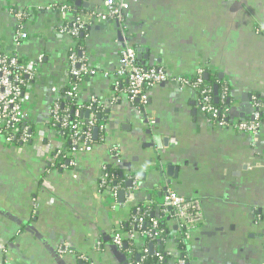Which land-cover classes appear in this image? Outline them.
Segmentation results:
<instances>
[{"label":"crops","instance_id":"1","mask_svg":"<svg viewBox=\"0 0 264 264\" xmlns=\"http://www.w3.org/2000/svg\"><path fill=\"white\" fill-rule=\"evenodd\" d=\"M61 4L73 13L45 10ZM24 9L32 12L23 24L29 38L16 46V13ZM100 11L102 0H0V51L33 63L43 57L26 105L34 131L59 140L48 134L49 111L68 85V55L78 43L58 28L77 14L88 25L79 55L97 72L78 83L79 101L101 102L107 133L91 152L72 154L67 169L0 137V263L129 264L113 244L119 231L138 253H163L160 264H178L180 230L164 205L173 190L202 204L203 222L187 239L191 264H264V124L256 136L214 125L199 111L197 94L176 83L147 88L142 111L114 75L127 41L137 53L149 51L140 65L171 77L222 75L234 114H245L242 99L250 96L264 118V0H131L125 32L92 16ZM113 149L127 183L130 175L140 179L134 191L126 183L117 204L99 188L104 167H117ZM144 207L163 221L162 241L123 230Z\"/></svg>","mask_w":264,"mask_h":264},{"label":"built area","instance_id":"2","mask_svg":"<svg viewBox=\"0 0 264 264\" xmlns=\"http://www.w3.org/2000/svg\"><path fill=\"white\" fill-rule=\"evenodd\" d=\"M104 11L93 12L92 16L99 21H115L121 30L125 32L126 19L130 9L131 0H102ZM47 11H56L62 17L72 14L73 8L69 4L52 5L45 8ZM31 11H17L16 17L21 22L19 29L14 34V43L20 46L22 42L29 38L24 30L23 24L30 18ZM88 25L80 17H73L71 20L64 19V23L58 28L62 34L71 35L75 40L78 39L81 32L87 30ZM76 47L71 48L68 55V85L64 91L62 99L79 101L78 83L83 77L96 75V71L90 69L86 58L77 54ZM43 57H39L38 63L42 62ZM38 63L28 62L19 56L0 51V137L6 145L14 148L33 150L38 157L46 158L52 168L67 169L70 164V156L76 153L91 152L95 146L94 132L98 129V138L101 141L106 139V123H98L96 115L91 111L102 110V104L98 99L92 98L88 104L79 103L78 108L73 115V123L70 122L71 115L67 108L61 111V101L56 99L49 111L48 134L53 132L59 137L56 141L47 137L46 133L34 131L30 123V118L26 112V105L30 99L34 83L37 78ZM205 71L199 70L193 76L171 77L160 66L144 67L138 62V53L136 49L127 41L124 42V48L120 53L119 63L115 70V77L124 79L127 82L126 94L132 103H138L144 111L149 103L145 90L163 83H176L181 88L191 89L197 94V106L199 111L214 125L219 127H228L238 134H248L256 136L262 125L264 118L261 113V102L257 97H253V105L256 111L249 119L230 123L228 120L230 106L218 108L214 105L215 89L213 85L206 81ZM57 92V89H54ZM230 95V87L227 82L222 84V92L219 96L220 101L227 102ZM114 97L113 101H116ZM89 111L88 119L84 118V113ZM70 131V132H69ZM116 157V165L122 164L120 153L113 149ZM133 182L132 190L139 187L140 179L138 175L129 176ZM115 181V180H114ZM112 180L109 182L108 168L104 167L103 174L99 182V188L102 192L108 193L114 204H117L118 195L122 190V185L112 186ZM165 207L173 211L179 230V239L187 246V239L192 230L196 229L203 222L202 204L197 199H187L173 190L167 191L164 197ZM140 226L144 223L143 218L138 219ZM153 236L158 237L159 220L151 219ZM135 233L130 234L131 238ZM150 236V233L146 234ZM113 244L121 250L123 245V236L121 232L116 231L113 236ZM66 253V250H61ZM162 253H159L161 255ZM126 255L129 264H141L131 261V253ZM160 259H163L161 256ZM0 264H7L1 262ZM178 264H189L186 259L180 258Z\"/></svg>","mask_w":264,"mask_h":264},{"label":"trees","instance_id":"3","mask_svg":"<svg viewBox=\"0 0 264 264\" xmlns=\"http://www.w3.org/2000/svg\"><path fill=\"white\" fill-rule=\"evenodd\" d=\"M71 5V4H69ZM72 6V5H71ZM73 8V7H72ZM73 13V12H72ZM78 15L75 14V17H77ZM87 34V30L81 32V34L79 35L78 39H77V54L79 55V53L82 51V47H83V42H84V37ZM208 76L206 79L207 82L211 83L213 85V87L215 88V86H218L219 88V95H221L222 92V84H223V80L219 78V76H212L211 74H209L207 71H205L204 76ZM61 111L64 112L67 108L69 109V114L71 115V120L70 122L73 123V115L74 112L76 111V109L79 106L80 102L77 101H71L69 99H61ZM214 105L218 108H223V107H227V102H222L219 99V102L216 103L215 99H214ZM92 114L96 115V119L98 120V123H101L104 121V114L105 111L102 110H92L91 111ZM70 132V131H69ZM95 144L98 143H102L101 139H99L98 137L94 139ZM108 172H109V182L112 180L111 184L112 186H114L115 184L117 185H122V188L126 187V178L122 175V168L119 167H110L108 168ZM115 180V181H114ZM139 218H143L144 223L140 226L141 228L139 229V231L141 233H145L148 234L150 233V236L147 237V242H159L162 241L165 237V231H164V226L163 225V221L159 220V230L161 233H159L158 237L155 238V236L151 235L154 234L153 230H152V225L150 223L151 219H156L155 216H153V207H144L142 209H140V211H135L132 219L124 224L123 230L127 233V234H131L133 232H137L138 229V219ZM179 247L182 251V256L181 258L186 259L187 262L189 264H191L190 262V258L187 254V248L188 246L185 245V243H183L180 239H179ZM147 249V248H145ZM122 252H127V253H131L132 255V259L131 261L138 263L140 262L141 264H160L161 262H163L167 257H165V255L162 253L161 255H159V252L150 254V252L147 251H143L138 253L136 251V249L134 248V246L131 244V241L128 238H124L123 239V245L121 248ZM163 257V259H160V257ZM130 262V261H128Z\"/></svg>","mask_w":264,"mask_h":264},{"label":"water","instance_id":"4","mask_svg":"<svg viewBox=\"0 0 264 264\" xmlns=\"http://www.w3.org/2000/svg\"><path fill=\"white\" fill-rule=\"evenodd\" d=\"M138 53H139L138 54V60H143V59L148 60L149 59V55H148L149 54V51L148 50L140 49L138 51ZM207 77L208 76L206 75L205 78H207ZM220 78L222 79V75H220ZM214 89H215V97H216L215 101L217 103V102H219V97H218V95H219V88H218V86H215ZM242 101L245 103L244 104V107L242 109L244 111V113H245L244 115H240V114L239 115H235L234 114V111L235 110L233 109V107H230L229 122L232 123V124L235 123L236 121H239V120H245V119L251 118V116L256 111V109L254 108V105H253L252 98L250 96H247V98L244 97L242 99ZM227 104L229 106H231L230 101H228ZM89 115H90L89 111H86L83 116H84L85 119H88ZM94 135H95V138L98 137V129L95 130ZM127 185H128V187L132 188L133 182L131 180H129L128 183H127ZM124 194L125 193L122 192V191L119 193V200L121 202L124 201V197H125Z\"/></svg>","mask_w":264,"mask_h":264},{"label":"bare ground","instance_id":"5","mask_svg":"<svg viewBox=\"0 0 264 264\" xmlns=\"http://www.w3.org/2000/svg\"><path fill=\"white\" fill-rule=\"evenodd\" d=\"M145 67V66H144ZM232 89V88H231ZM100 139V138H99ZM149 208V207H148ZM145 234V233H144Z\"/></svg>","mask_w":264,"mask_h":264}]
</instances>
